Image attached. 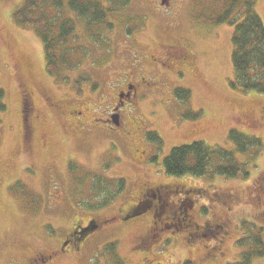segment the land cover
<instances>
[{"label":"rangeland","instance_id":"1","mask_svg":"<svg viewBox=\"0 0 264 264\" xmlns=\"http://www.w3.org/2000/svg\"><path fill=\"white\" fill-rule=\"evenodd\" d=\"M24 1L0 0V87L7 104L0 112V264H21L37 251L64 246L78 220L87 224L96 219L102 225L80 242L79 250L71 244L67 254L53 256L48 264H230L243 251L245 220L263 227L264 238V151L252 159V153L239 155L246 166L237 178L211 176V171L202 177H174L163 164L175 146L197 140L232 148L228 136L234 128L264 141V94L244 93L231 84L230 21L243 13L246 0H132L107 19L115 23L113 29L88 28L63 0L62 10L47 11L58 26L71 21L75 27L56 77L46 70L40 35L22 28L13 16ZM255 1L264 22V0ZM228 11V21L218 23ZM169 45L174 53L177 48L188 52V64L178 67L175 57H164ZM127 77H145L150 83L139 107L127 115L149 129L148 135L160 137L159 143L148 138L135 144L137 157L148 160L140 166L124 141L67 129L47 103L50 96L68 108H90L100 118L114 106L116 86ZM178 88L189 90V98L177 96ZM30 95L41 115L32 148L25 131L30 109L24 100ZM46 134L48 149L38 139ZM119 179L125 188L117 194ZM148 179L192 190L185 204L194 201L197 223L213 212L226 226L198 240L165 232L149 250L135 248L139 229L131 225L139 222L145 231L149 212L119 228L103 221L131 202ZM222 193H233L232 201ZM254 264H264V257Z\"/></svg>","mask_w":264,"mask_h":264},{"label":"trees","instance_id":"2","mask_svg":"<svg viewBox=\"0 0 264 264\" xmlns=\"http://www.w3.org/2000/svg\"><path fill=\"white\" fill-rule=\"evenodd\" d=\"M131 1L68 0L67 3L71 11L86 21L88 28L104 25L105 28L113 29L115 23H106L107 19L114 17ZM237 1L232 0L233 4ZM63 7V0H25L13 12L18 25L25 29H35L40 35L44 44L46 70L54 77L59 74L61 63L65 61V53L62 49L74 33L75 27L71 21H65L58 26L57 19L51 18L47 11L48 8L62 10ZM230 14L231 11L226 12L218 19V23L227 22ZM230 23L234 25L232 37L234 79L231 84L233 88H238L244 93L264 94V22L257 12L256 1H244L243 13L241 12ZM128 33H131V30H128ZM176 94L182 99L189 98L191 95L190 91L184 88H178ZM5 96V90L0 87V112L7 109ZM154 133L150 139L159 141V135ZM228 141L233 144L232 148L220 145L211 146L203 140L175 146L163 161L166 173L174 177L187 175L202 177L211 171V176L216 174L227 178H237L246 166V163L239 159V155L246 156L252 153L249 156L252 159L264 151V141L260 137L235 128L230 130ZM243 175H247L245 170ZM119 180L117 194L118 191L123 192L125 188L124 182ZM243 223L245 230L243 235L245 237L241 239L243 251L240 259L230 264H254L257 259L264 257V238L261 235L263 227L247 220ZM184 264L192 263L185 261Z\"/></svg>","mask_w":264,"mask_h":264},{"label":"flooded vegetation","instance_id":"3","mask_svg":"<svg viewBox=\"0 0 264 264\" xmlns=\"http://www.w3.org/2000/svg\"><path fill=\"white\" fill-rule=\"evenodd\" d=\"M169 4L170 1L167 2V5ZM169 48L170 45L166 46L164 57H175L176 60L173 61H177L178 67L180 66L179 64L182 65V63L188 64V61H190V54H188V52L184 53V51L181 53L177 48L176 53H174V51L169 50ZM175 66L177 65L174 64L173 66L176 69ZM137 79L129 77L123 78V80H121L123 82L121 86L115 85L119 91L116 102L112 109L106 111L100 118H96L95 113L91 111L90 108H68L67 105H63L60 101L50 96L47 98V103L49 107L58 112L63 118L67 129L73 130L81 135L89 133L114 135L120 141H124L129 147L126 146L127 149L130 150L131 159L134 162L136 161V166H140V164L147 163L148 160L143 159V156L137 157L135 153L139 150L134 148L133 151V147L137 143L143 145L141 139H144V141L148 139L149 129H142L137 123L131 122L127 113L139 107V104L145 96L147 85H150V83L146 81L145 77ZM27 100L28 101L24 100L26 105L25 108L28 107L30 113L27 114V119L25 120V131L29 141L27 144L29 148H32L38 131L37 124L41 120V115L34 106L33 97L30 95ZM113 116L117 117V122L114 120ZM38 139L43 147H47L49 143L47 134L45 136H39ZM135 139H137L136 142ZM192 192V190H187L184 186L178 187L173 183L150 181L148 179L143 182L142 189L138 191L131 202L119 207L117 213L106 218L103 222L112 223L114 227L119 228L127 225V220L137 218L149 212L151 214L150 225L145 231H143V227H139L142 226L139 222L131 225V229H139V235L137 236L138 241L137 244H135V248L142 247L145 251L149 250L151 245L158 241L156 239L157 236L161 237L165 232H170V234H177V232H180L179 234H182L185 239L191 236L197 240L202 236L205 238L209 237L207 234L212 236L216 235V233H218L217 228L222 230L226 226L225 221L218 218L217 214L212 212L211 218L204 220L202 224L197 223L192 213L195 208L194 201L191 199L188 204H185L186 197L190 198ZM222 194L227 202L232 201L234 196L233 193ZM221 200H223V198H221ZM101 225L102 224L99 223V221L97 222L96 219L89 221L87 224L80 223L78 220L74 225L72 233H70L67 238L66 245H61L49 252L37 251L32 257L21 264H48L53 256L61 252L66 253L68 246L71 244H74L79 250L81 248L80 242L96 231ZM224 233L227 234L225 231ZM222 254L223 253L220 252V255ZM213 256L217 258L218 253H214Z\"/></svg>","mask_w":264,"mask_h":264},{"label":"water","instance_id":"4","mask_svg":"<svg viewBox=\"0 0 264 264\" xmlns=\"http://www.w3.org/2000/svg\"><path fill=\"white\" fill-rule=\"evenodd\" d=\"M114 120L117 122V117L113 116Z\"/></svg>","mask_w":264,"mask_h":264}]
</instances>
